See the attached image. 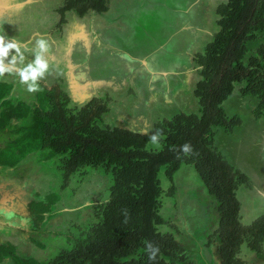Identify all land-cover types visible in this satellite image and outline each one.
<instances>
[{
  "label": "rangeland",
  "instance_id": "obj_1",
  "mask_svg": "<svg viewBox=\"0 0 264 264\" xmlns=\"http://www.w3.org/2000/svg\"><path fill=\"white\" fill-rule=\"evenodd\" d=\"M225 1L111 0L109 12H89L82 18L75 12L68 13L72 26L65 34L62 28L66 21L58 25L60 13L53 12L64 0H0L2 4H11L0 8V34L18 41L22 50L33 49L38 37L49 41L50 74L40 81V90L43 85H59L76 106L92 97L108 99L109 111L103 115L101 126H120L155 134V122L180 111L198 112V100L193 91L200 78V68L193 56L204 49L218 30L216 8ZM162 5L178 12L182 21L187 22L186 29L179 31L170 44L178 46L181 40L194 42L187 53L188 64L174 67L182 76L169 92L163 85L169 79L175 80L177 72L169 77L154 64H146L152 95L144 103L146 79L140 71L142 65L134 67L131 73L108 78H103L101 72L114 56L125 58L127 53H132L133 58L139 59L141 24ZM63 43L65 46L60 48ZM261 44H264V30L249 42L252 52ZM77 52L84 53L87 61L78 60L77 55L75 58ZM25 56L26 63L34 59L30 52H25ZM88 63L90 69L85 71L89 78L86 79L93 86L81 100H76L70 86L64 83H68L70 68L79 78L80 71L75 68L83 70ZM2 79L10 82L8 76ZM239 86L224 102V107L229 116H238L241 122L232 131L216 127L214 145L231 164L248 175V184L238 189L237 196L241 202V221L250 224L264 214V109L260 108L257 97L244 96ZM39 91L29 93L26 85L12 87L9 102L34 104ZM27 122L25 118L12 119L0 129V150L18 136V127ZM160 147L158 142L149 148ZM112 182V174L103 167L84 166L66 175L60 158H51L46 149L27 154L15 166L0 165V243L10 242L20 256L34 257L48 264L61 250L71 248L78 236L98 221L95 208L108 199ZM160 182L159 214L166 223L159 229L173 234L182 246L183 255L194 264H221L216 256L214 236L218 227L215 199L207 192L196 170L192 165H183L175 172L172 182L162 170ZM172 187L173 194H169ZM50 194L58 195V200L36 229L28 204L32 200H44ZM237 256L245 264H264V259L245 244ZM0 264H13V261L6 257Z\"/></svg>",
  "mask_w": 264,
  "mask_h": 264
},
{
  "label": "trees",
  "instance_id": "obj_2",
  "mask_svg": "<svg viewBox=\"0 0 264 264\" xmlns=\"http://www.w3.org/2000/svg\"><path fill=\"white\" fill-rule=\"evenodd\" d=\"M109 1L64 0L57 9L61 16L58 25L65 22L68 11L79 17L107 12ZM216 14L218 30L193 56L200 68L193 91L198 112L180 111L155 122L160 148H149L153 134L101 126L109 111L108 99L92 97L76 106L59 85H43L34 104L14 105L8 97L12 85L0 81V129L12 119L28 121L0 150V165L15 166L27 154L46 149L51 158H60L66 175L84 166L103 167L112 174L109 197L95 208L98 221L48 264H194L183 255L175 236L159 229L166 223L159 214L160 172L164 170L172 182L183 165L193 166L215 199L218 227L214 236L221 264H245L237 256L243 244L264 259V214L250 224L241 221L237 191L248 184V175L214 145L216 127L232 131L241 122L238 116H229L224 107L237 86L241 85L244 96L257 97L264 109V44L254 52L249 46L264 30V0H226L217 6ZM184 144L191 145L192 154L181 151ZM173 191L172 187L169 194ZM57 200L58 195L50 194L44 200L29 202L36 229ZM148 243L159 248L155 260H149ZM6 257L13 264H46L22 257L14 244L1 242L0 263Z\"/></svg>",
  "mask_w": 264,
  "mask_h": 264
},
{
  "label": "crops",
  "instance_id": "obj_3",
  "mask_svg": "<svg viewBox=\"0 0 264 264\" xmlns=\"http://www.w3.org/2000/svg\"><path fill=\"white\" fill-rule=\"evenodd\" d=\"M111 1V0H110ZM109 1V11L112 10L111 3ZM11 4H2L0 3V8L3 6H9ZM150 9L151 6H148ZM53 12L57 15L58 11L55 9ZM68 13H74L73 11H68L65 14V23L63 25L62 31L66 34L70 30L72 26V22L69 21L71 15L68 16ZM82 18V17H81ZM187 27V22L182 21L178 12H173V10H169L166 5H162L158 12L152 13L148 19L141 24L140 27V45L138 47L139 59L133 58L132 53H127L128 55L124 58L122 56H114L112 57L106 64L104 70L101 72V76L103 78H108L112 75H121L124 73L133 72V68L137 65H142L140 71L144 74V78L146 79L145 88L143 89V102L148 101L151 97L152 92L149 89V81L147 77V68L146 64H154L158 69H161L166 76H171V74L176 73L175 80L169 79L166 85H163L165 91L169 92L173 86L177 84V80H179L182 76L179 71L175 70V66L178 65H187L188 64V51L190 46L193 44L194 40H181L178 46H172L170 44L172 38L182 30H185ZM67 31V32H66ZM1 35V34H0ZM64 37H66L64 35ZM18 42V41H17ZM19 43V42H18ZM62 46H65L63 43ZM57 46V50H58ZM54 52V51H52ZM56 53V51H55ZM59 52H57L58 54ZM77 53H75L74 57H76ZM176 61L174 65L173 62ZM71 67V66H70ZM78 69L81 73L80 68ZM73 68H70L68 83H64L67 87L70 86V90L72 92V96L76 100H81L82 97L89 91V89L93 86L92 82L85 80L87 77L84 76V73H81L79 78L75 77L73 74ZM52 72L53 68H52ZM7 76V74H6ZM71 76V81H70ZM10 79V83L12 87L20 88L22 84L19 83V77L17 76H8ZM85 80L81 85L79 82L81 80ZM3 79L0 78V81ZM67 81V79H66ZM70 81V82H69ZM4 82V81H2ZM52 84L49 87L54 86ZM48 86V85H47ZM25 87V86H24ZM235 94V93H234Z\"/></svg>",
  "mask_w": 264,
  "mask_h": 264
},
{
  "label": "clouds",
  "instance_id": "obj_4",
  "mask_svg": "<svg viewBox=\"0 0 264 264\" xmlns=\"http://www.w3.org/2000/svg\"><path fill=\"white\" fill-rule=\"evenodd\" d=\"M50 47L47 39L38 37L33 49L24 48L22 50V46L15 39L9 40L5 35H0V78H5L6 74L17 76L19 83L27 86L29 93H36L40 90V81L50 74L48 59ZM25 52H30L34 59L26 63ZM159 136V132L151 135V143L158 144ZM181 151L185 155L192 154L191 145L184 144L181 146ZM147 250L149 260H155L159 248L148 243Z\"/></svg>",
  "mask_w": 264,
  "mask_h": 264
},
{
  "label": "flooded vegetation",
  "instance_id": "obj_5",
  "mask_svg": "<svg viewBox=\"0 0 264 264\" xmlns=\"http://www.w3.org/2000/svg\"><path fill=\"white\" fill-rule=\"evenodd\" d=\"M75 58H76V57H75ZM75 58H74V59H75ZM77 58H78V60H83V59H84L85 61H87V56H85L84 53H81V52H79V53L77 52ZM88 61H90V60L88 59ZM89 63L91 64V62H89ZM89 63L87 64L88 67H84L83 70L81 71V73H84V76H86V71H85V70L89 68ZM83 64H84V63H83ZM89 69H90V68H89ZM87 72H89V71H87ZM81 73H80V74H81ZM88 76H89V75H88ZM88 76H87V77H88ZM88 78H89V77H88ZM85 80H87V79H85ZM85 80H84V81H85Z\"/></svg>",
  "mask_w": 264,
  "mask_h": 264
}]
</instances>
